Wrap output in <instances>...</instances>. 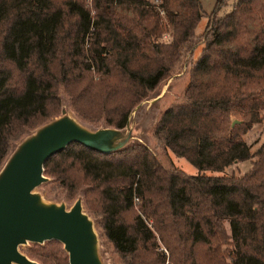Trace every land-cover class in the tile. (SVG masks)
<instances>
[{"label": "trees", "instance_id": "1", "mask_svg": "<svg viewBox=\"0 0 264 264\" xmlns=\"http://www.w3.org/2000/svg\"><path fill=\"white\" fill-rule=\"evenodd\" d=\"M221 5L207 17L181 100L151 132L197 174L164 167L131 140L107 154L70 142L42 164L47 180L37 187L47 198L48 185L66 201L80 198L119 264H264V140L250 150L243 138L264 121V0H231L217 14ZM200 15L199 0H91V8L0 0V167L60 115L61 95L83 126L125 128L133 107L191 53ZM243 161L250 167L237 176L204 173ZM21 253L67 264L57 240ZM99 254L103 262L100 245Z\"/></svg>", "mask_w": 264, "mask_h": 264}, {"label": "water", "instance_id": "2", "mask_svg": "<svg viewBox=\"0 0 264 264\" xmlns=\"http://www.w3.org/2000/svg\"><path fill=\"white\" fill-rule=\"evenodd\" d=\"M238 123L233 119L230 123ZM132 139L131 130L89 129L61 109L60 115L23 137L0 167V264H37L18 250L28 242L57 240L67 264H103L92 219L80 198L70 207L43 199L35 188L47 178L42 164L70 142L111 153Z\"/></svg>", "mask_w": 264, "mask_h": 264}, {"label": "rangeland", "instance_id": "3", "mask_svg": "<svg viewBox=\"0 0 264 264\" xmlns=\"http://www.w3.org/2000/svg\"><path fill=\"white\" fill-rule=\"evenodd\" d=\"M88 8H91V0H83ZM201 15L194 29V43L190 54L185 55V59L182 60V64L178 69L174 70L170 75L165 77L156 88L148 95L147 98L141 100L129 113L128 123L125 130L129 128L131 130L133 142H138L149 148L160 161L164 167L173 166L187 174H197V169L186 161L182 157L175 156L169 150L162 147L152 137V127L158 119L161 112L169 106L171 103H175L181 100L182 93L186 83L188 82V72L191 63L200 54L203 42L202 34L207 21V17L212 10L215 0H199ZM222 4L217 14H222L230 9L231 0H220ZM163 19L160 20L163 23ZM165 22V21H164ZM169 38L168 32L164 31L162 33V40L167 41ZM61 102L65 105L64 110L67 114L74 117L73 113L66 106V97L61 95ZM75 118V117H74ZM76 119V118H75ZM237 120V119H236ZM245 143L249 146L250 150L256 148L264 140V121L257 123L249 129L244 135ZM250 167L249 161H243L238 163H233L227 167L222 172L214 171H204L205 174H227V175H240ZM46 190L49 191L50 197H45L42 189L36 187L35 190L41 193L43 199L47 201L63 202L65 207L68 208L73 203L74 199L71 201L64 200L59 192L56 191L55 185H48ZM55 196L52 200L51 197ZM84 210V209H83ZM85 211V210H84ZM87 213V212H86ZM91 219H94V214H88ZM94 230L99 238V245L102 251L103 264H119L118 259L110 249L108 245H101V237L99 235V229L97 225H94ZM103 241V240H102ZM103 243V242H102ZM30 246V242L18 246V250L21 252L25 248ZM38 264V263H37Z\"/></svg>", "mask_w": 264, "mask_h": 264}, {"label": "built area", "instance_id": "4", "mask_svg": "<svg viewBox=\"0 0 264 264\" xmlns=\"http://www.w3.org/2000/svg\"><path fill=\"white\" fill-rule=\"evenodd\" d=\"M161 13H162V12L160 11V14H161ZM133 201H134V202L137 201L136 197L133 198ZM164 253L166 254V251H165V250H164Z\"/></svg>", "mask_w": 264, "mask_h": 264}]
</instances>
